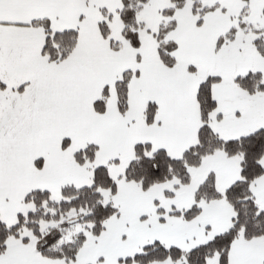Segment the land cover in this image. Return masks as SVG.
Masks as SVG:
<instances>
[{
  "label": "snow or ice",
  "instance_id": "6c2138e0",
  "mask_svg": "<svg viewBox=\"0 0 264 264\" xmlns=\"http://www.w3.org/2000/svg\"><path fill=\"white\" fill-rule=\"evenodd\" d=\"M0 264H264V0H0Z\"/></svg>",
  "mask_w": 264,
  "mask_h": 264
}]
</instances>
